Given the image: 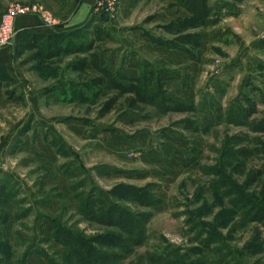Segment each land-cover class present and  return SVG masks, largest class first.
<instances>
[{"label":"rangeland","instance_id":"rangeland-1","mask_svg":"<svg viewBox=\"0 0 264 264\" xmlns=\"http://www.w3.org/2000/svg\"><path fill=\"white\" fill-rule=\"evenodd\" d=\"M11 3H38L59 22L39 0H0V14ZM94 4L91 30L101 65L116 78L131 79L152 66L166 97L194 111L130 110L120 99L103 114L114 92L83 90V81L67 69L73 56L35 69L34 52L27 50L5 67L24 102L3 97L0 104V191L4 186L15 195L0 206V242L7 241L13 260L28 250L25 264H63L69 251L63 235L93 240L116 232L89 221L81 208L98 213L119 207L150 216L143 242L130 251L94 246L119 255V264H264V226L233 208L243 175L231 176L224 164L228 152L222 154L224 145L232 146L229 138H243L235 148L264 139L226 122L242 95L256 105L253 119L264 117V0H210L216 23L208 26L188 21L192 15L171 0H120L107 15L94 14ZM196 33L197 47L183 51L177 38ZM164 42L181 47L168 49ZM185 120L193 123L189 129ZM210 169L226 181L221 191L213 188L220 177ZM242 169L264 171V154L249 157ZM259 183L246 193L259 192ZM130 189L159 204L139 205ZM200 240L211 243L205 247Z\"/></svg>","mask_w":264,"mask_h":264},{"label":"trees","instance_id":"trees-1","mask_svg":"<svg viewBox=\"0 0 264 264\" xmlns=\"http://www.w3.org/2000/svg\"><path fill=\"white\" fill-rule=\"evenodd\" d=\"M176 3L180 8H184L192 19L188 18V21H196L204 23L205 26L214 25L216 20L211 19L212 7L210 0H171ZM211 19V20H210ZM95 23V18L91 17L85 25L81 28H77L69 33L58 32L54 34L42 35L31 33L29 30L24 29L16 32L15 47L13 54V61L17 62L27 50L34 52L31 61H37L35 69L41 68V64L51 61L60 57L73 56L72 63L67 65L68 71L77 75L78 79L83 82L81 87L83 90H94L97 95L103 87L107 90L113 91L114 96L104 103L103 114L108 113L116 105L117 101L123 99L127 109L137 110L140 106H149L155 108V110L161 114H167L170 112H189L194 111L192 106H182L181 104L169 99L165 95L163 79L158 72L147 65L140 72V75L135 78L127 77H115L110 70L104 68L98 57V53L94 50L96 43L95 38L92 37V26ZM201 34L184 35L177 38L178 42L182 43L184 47L183 51L189 52L187 49H195L201 40ZM164 45L168 49H180L181 46H175L170 42H164ZM186 47V49H185ZM128 82V84H123ZM17 81L6 71L4 66H0V98L5 97L6 100L12 102H24V95L18 91ZM257 91V90H255ZM261 101L264 104V95L261 94ZM242 101L244 105L241 104ZM237 105V106H236ZM258 113L256 105L251 99L242 95L239 100H235L226 114V122L232 123V125H238L248 128L252 133L264 136V117L255 120L254 115ZM186 128L189 129V125L193 123L184 121ZM26 132L28 130H25ZM22 133V132H21ZM244 142L240 136L229 138L228 143H231L230 147H223V152H228V158L230 161L224 163L230 169L231 176L235 172L241 170L243 175V182L240 185V189L235 193V198L231 200L233 208L239 211L240 216L248 222H258L264 226V182L261 180L264 175L263 169L251 170L244 173L245 163L249 160V157L254 154H264V139L256 137L254 139L253 146H239L235 148V145H240ZM252 142V141H251ZM227 144V143H225ZM242 145V144H241ZM64 154V153H62ZM210 173L220 177V182H216L213 185L216 191H221L225 180H221L222 174L219 170H209ZM260 181V183L258 182ZM260 184L259 192H252V194L246 193L247 189L254 187L255 184ZM239 186L238 184H232ZM256 191V190H255ZM224 193V192H223ZM129 196L133 201H138L139 205L143 207H150L159 204V201L154 200L147 192L143 190H129ZM15 195L9 190L6 191V187H2L0 191V206L4 202L13 199ZM80 209V208H79ZM232 209V208H231ZM81 213L91 222H96L101 225L112 227L116 229L118 233H105L101 236L95 237L93 240L80 238L78 236L63 235L66 240V246L69 248L68 253L62 259L63 264H119L120 257L117 254L110 252H101L95 249V245H101L102 247H112L119 250L128 252L133 247L140 245L143 241V224L150 220L149 213H138L136 216L130 214L126 210H122L119 207H112L105 209L104 211L94 212L91 206L88 210L81 208ZM118 229V230H117ZM125 237L127 240L123 239ZM57 239H60L57 237ZM202 244H206L205 247H209L211 242L200 240ZM99 243V244H97ZM9 245L7 241L0 242V264H25L26 256L29 251L23 253L22 257L18 260H13V256L10 254ZM172 254V253H171ZM152 259H157L163 262L164 259L158 256H153ZM177 261V260H176ZM48 264H56L55 261L48 259ZM208 264V263H207Z\"/></svg>","mask_w":264,"mask_h":264},{"label":"crops","instance_id":"crops-1","mask_svg":"<svg viewBox=\"0 0 264 264\" xmlns=\"http://www.w3.org/2000/svg\"><path fill=\"white\" fill-rule=\"evenodd\" d=\"M23 1V0H14ZM28 1V0H27ZM30 1V0H29ZM42 1L57 17L58 24L53 27L44 26L34 15L19 16L14 21L16 31L27 29L35 34H54L65 30H75L89 20L95 0H39ZM60 24V25H59ZM13 47L0 49V66L10 68L14 65ZM3 97L0 98V104Z\"/></svg>","mask_w":264,"mask_h":264},{"label":"built area","instance_id":"built-area-1","mask_svg":"<svg viewBox=\"0 0 264 264\" xmlns=\"http://www.w3.org/2000/svg\"><path fill=\"white\" fill-rule=\"evenodd\" d=\"M120 0H95L93 13L112 14ZM34 15L47 27L57 25L55 18L38 3H11L0 14V49L9 46L15 36L14 21L19 16Z\"/></svg>","mask_w":264,"mask_h":264}]
</instances>
